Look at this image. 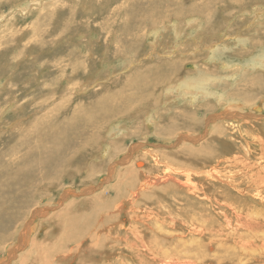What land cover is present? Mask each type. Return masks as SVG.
Instances as JSON below:
<instances>
[{
  "label": "bare ground",
  "instance_id": "bare-ground-1",
  "mask_svg": "<svg viewBox=\"0 0 264 264\" xmlns=\"http://www.w3.org/2000/svg\"><path fill=\"white\" fill-rule=\"evenodd\" d=\"M47 1L53 0L27 1L21 12L31 11ZM238 13H241L239 19L246 20L244 25L251 26L247 32L240 30L238 33V29L244 25L234 22L233 18L227 19L234 24L226 23L218 31V39L188 50L192 52L184 54L186 71L180 78L166 83L162 95L173 92L177 98L187 100L190 106L185 105L187 108L175 109L174 112V108H161L160 104L155 107L152 104L153 111L147 114L148 125H154L158 119L163 120L158 123L159 126L156 125V133L159 129L170 133L198 125L199 119L191 117V113L196 114L198 105L192 104L197 101L199 105L207 104L208 109L213 105L222 106L224 112L207 116V123H213L217 129L210 133L211 140L200 148L184 145L175 152L164 154L140 151V156L131 159L132 153L141 144L134 143L128 148V138L141 137L148 132L144 124L135 122L130 129L126 128L128 135L121 127L117 136V133H111L112 128L108 126L104 131L112 135L111 138L97 136L98 117L108 118L121 112L119 108L114 109L111 115L110 110L105 108V91L104 95L93 99L86 107L67 116L62 110L70 103L62 100L57 105L51 104L59 89L57 79L42 84L37 92L40 94L31 97L33 104L29 101L31 109L24 106L19 118L31 115V111H36L35 115L28 122H20L16 135L11 142L7 138L10 143L5 141L4 150L0 152V250L16 255L23 249L22 253H18L16 264H264V221H250L243 217L249 208L246 205L248 197L255 200L264 196V143L260 141L258 148H255L244 136L243 142H238V145L232 140L233 137L226 139L227 131L223 124V121L228 122L225 117L242 115L238 108H253V103L258 99L248 100V96L259 91L261 84L264 85V1L251 2V7H244ZM2 17L0 26L4 22ZM186 23L191 26L192 32L201 27L206 31V25L199 16H190ZM213 25L210 30L215 32L217 25ZM227 25L230 26L226 28ZM152 29L151 35L155 41L151 43L150 51L161 54L160 62L163 64H156L161 68L154 64L145 73L160 70L161 76L171 74L176 77L174 72L179 73V66L173 65L176 66L172 67L173 72L164 64L171 58L173 62L178 54L188 51L177 48L178 54L173 57L169 54L174 50L157 52L156 45L164 36L163 28L155 26ZM182 30L178 22L173 24L175 39L181 36ZM237 48L240 51L232 55L228 53L227 56L229 50ZM255 48L260 52L247 58L246 62L236 63L234 60H241L232 58L234 55L249 57ZM81 53L76 56L77 61H82ZM224 56L233 60L226 63ZM199 59L206 61L200 62ZM191 62L192 65L189 64ZM218 62L222 70L234 68L218 75L211 70L218 67L210 66ZM82 63L85 65V62ZM52 65L59 70L57 64ZM231 74L235 82L227 80ZM143 75L134 77L133 87L136 86V91L133 94L121 93L112 97L117 95L116 100H122L126 105L141 104L140 107L144 102L155 103L156 93H146L141 88V84L147 80ZM8 84L0 85V106L7 108L16 104L18 108V100L11 92L16 87L10 89ZM66 88L71 90L69 85ZM165 99V102L169 100ZM179 132L183 141L190 140V135ZM178 135L168 138L174 139ZM122 154H125L123 161H132L123 170L114 162ZM90 158V165H87ZM95 158L100 159L99 163L94 161ZM214 159H217V165L204 171L207 168L205 164ZM4 160L6 162H2ZM83 161H87L85 166L82 165ZM146 162L157 167V170L165 167L163 172V168L160 170L163 174H148L143 169ZM219 165L231 174L227 177L219 174ZM103 171L108 179L115 173L119 177V182H113L108 189L114 194L113 198L103 193L104 190L96 197L85 199V206L75 211L70 206L71 202L59 211L49 204L52 199L48 196H56L50 189L59 191L58 186L65 182V178L73 184L76 177L84 175V172L89 180L100 177ZM192 171L196 172L199 183L192 181ZM81 182L83 184V179ZM71 184L63 185V188L70 187L72 190ZM225 185H229L227 189L223 187ZM79 188L88 193L93 190V184H83ZM69 194L70 191H67L65 197ZM44 201L48 205L43 206ZM124 213L128 214L130 225L121 221ZM217 216L225 222L220 227H214Z\"/></svg>",
  "mask_w": 264,
  "mask_h": 264
},
{
  "label": "rangeland",
  "instance_id": "rangeland-1",
  "mask_svg": "<svg viewBox=\"0 0 264 264\" xmlns=\"http://www.w3.org/2000/svg\"><path fill=\"white\" fill-rule=\"evenodd\" d=\"M27 1L30 0H0V17L3 16L2 20L4 21L0 26V85L3 86L9 82L10 85L8 84V86L10 89L16 87L11 92L15 94V99L18 100L20 105L18 108L16 104L10 105L7 108L6 106L3 108L0 106V152L4 150L5 141L10 143L13 139L12 137L16 135V129L21 125L20 122H28L35 115L36 111H31L29 114L32 116H26L24 119L19 118V116L21 117L22 115L23 107L25 106L31 109V103L33 104L34 102L32 98L38 92L39 87L56 78L59 89L58 92L56 90L54 91L55 93L57 92V97L51 104L57 105L59 101H65L67 104L70 103L67 107L64 106L65 108L62 110L67 116L86 107L98 96L104 95V91L107 94L104 95L103 100L106 102H103V105L110 110L111 115L113 111L118 110V108L121 110V112L118 111L112 116H107L108 118L104 116L98 117V127L96 129L97 136L102 137L104 135L106 138H111L112 135L110 136L108 132L105 133L108 126L109 129L112 128L111 133H117V136H119L120 133L118 134V131L122 128H125V135H128L129 131L127 132V127L130 129L135 122L144 124L145 131L148 132V134L142 135L141 137L128 138L126 142L128 148L134 143L141 144L138 145L139 149L132 153V159L136 155L137 157L140 156V153L143 151H150L151 153L158 154L172 153L184 145L185 147L200 148L211 140L210 133L217 128H215L216 125H213V123L211 125L207 123L208 117L210 114L224 112L225 110L221 108L222 106L213 105L211 109H208L206 108V106H208L207 104L199 105L200 102L197 101L194 105L192 104V106L198 105L196 106L198 108L197 110L192 109V111L196 110V114L193 115L191 113V117L199 119L197 120V122H199L198 125L181 128L180 130L170 133H165L161 129L156 133V125L159 122H163V120L161 119L160 121L158 119L155 121L154 125H148V119L146 122L147 114L153 111L151 110L153 109L152 104H154L153 106L155 107L160 104L161 108H174V112L176 111L175 109L180 110V108L186 107L185 105L190 106L187 100L182 97L177 98L173 92H168L167 94L163 93L162 95V92H164L166 88V83L173 81L175 78H180L187 68L184 54H191L192 51L188 50L194 49L196 45L203 46L206 43L218 39V31L223 29L226 23H229L227 21L229 18H233L234 22L244 25L246 20L239 19L238 17L241 13L238 12L244 7H251V2L264 0H238L236 2H233V0H53L44 2L41 6H38V8L23 13L21 10L24 9L23 7L26 6ZM194 15L199 16L200 19L202 18L204 21L206 25L205 32L202 30V27L196 32H192L191 26L186 23L187 19ZM233 21L229 24L233 25ZM175 22H178V25L183 29L178 39H175L173 32V24ZM65 24H67V27H65ZM213 24L217 25V30L215 32L210 30L212 26H215ZM155 26L161 27V29L163 28L162 32L164 34L163 37H160L156 45L158 49L157 52L174 50L175 52L169 54V56L173 57L178 54L177 48L181 49L183 52L185 50L188 51L180 55L178 54L176 57L177 59H173V62L171 58L170 61L168 60L169 62L164 64V67L169 68L168 70L173 72L175 70L174 68L172 69V67L179 66V73L174 72L176 77L171 74H168L166 77L161 76L160 70L159 72L153 71V73L150 74L145 73V71H148L146 69H149L150 66L154 64H163L160 62L161 54H157L154 50L150 51V49H152L151 43L155 41L153 34L151 35L153 31L152 28ZM228 26L230 25H227L226 28ZM250 27L251 26L245 24L238 29V33L240 30L242 32H247V29ZM221 34L222 33H220V35ZM138 44L139 46L136 47ZM174 45L175 48H173ZM81 51V55L83 56H81V60L85 62V65L82 61L76 60V56H78ZM237 51H240L239 48L229 50L227 56L228 53L232 55ZM197 52H199V49H197ZM259 52L260 50L255 48L249 57L241 58L234 55L232 58L234 59L236 57L241 60H234L236 63L246 62L247 58H251ZM204 53L206 54V51H204ZM227 56L223 57V61L226 63L229 61L231 62L233 59ZM134 60L137 61H135V63H130ZM201 60L202 59H199L200 62ZM202 61H206V59ZM68 63L71 65H68ZM52 64H57L59 70L64 71V73H61ZM127 64L129 65L126 68L125 66ZM189 64L192 65V62ZM212 65L218 67L213 68L214 70L211 69L219 73L218 75L226 73L227 71L229 72L234 68L222 70V68L219 67L221 65L220 62L211 64L210 66ZM155 67L161 68L159 65ZM188 68L192 69V67ZM137 74H146L143 75V77L147 80L141 84V88L146 93H156L157 98L155 103L148 102L146 104V102H144L142 107H140L141 104L136 105L132 103L126 105L122 100H116L118 97L117 95L115 98L112 97L115 94L120 95L121 93L133 94L136 91V86L135 88L133 87V79L135 80L134 77ZM231 75H229L230 78H227V80H230L229 82H235V80L232 79L233 75ZM15 79H19L20 81L16 82ZM67 85L71 87V90H66ZM261 86L259 91H255L248 96V100L258 99V101L255 102L256 104L253 103V108L247 106L240 107L238 109L239 113H242L241 116L224 118L230 122L224 123L226 121H223V124H225L224 130L227 131L226 139L233 137V141L237 144L240 142L241 144L245 136L250 140L251 144L255 145V148H258L260 141L264 143V85L261 84ZM239 92L240 91H238V93ZM164 96L169 98L167 102H165L166 99ZM124 99L126 100V97H124ZM123 108L126 109L122 110ZM26 113L27 110H25V114ZM159 124L157 126H159ZM179 131H183L190 135V140L185 139V141H183L182 138H180L181 134L178 135ZM158 134L163 136H159ZM175 135L178 136L176 138L173 137L174 139L168 138L169 136ZM183 136L182 134V137ZM7 138L10 139V142H8ZM113 139L116 140L117 137L114 135ZM252 139L255 140V142ZM102 144L103 143H100V145ZM219 144H221V142H219ZM221 148L222 147H220V149ZM126 153L130 154V152ZM124 155L125 154H122V156L117 157L114 161L115 164L118 163V165L115 166H119L121 170L129 167L132 162H130L131 159L123 161ZM220 159L222 161L224 160L223 157ZM91 160L90 158L88 163L87 161H83L82 165L85 166L86 163L90 165ZM99 160L100 159L95 158L94 161L99 163ZM2 162L6 161L4 160ZM147 164L148 162H146V164L144 163L143 169L145 168L148 174H163L162 172L165 167H161V169L163 168L162 170H157V167H154V165L150 166V164ZM215 165H217V159H214L212 162H207L204 166H207V168H205L204 171L209 170ZM137 166L138 168L140 167L139 165ZM221 168V165H219L218 173H221V175L224 174L222 176L227 177L231 174ZM192 172H194L191 178L192 181H194V183H199L200 179L197 178L196 172ZM106 175L107 174L104 172L100 177L87 180L86 172H84V175L76 177L73 184L65 178V182L62 183L61 186H58L59 191L54 188L50 189V192L56 194V196L52 197V194L48 196L52 199L49 204L55 206V211H59L65 206H69L71 202L70 206H72L71 208L75 211L83 205L85 199L96 197L102 194L104 190L103 193L113 198L114 194L108 192V189L112 184L119 182V177H117L115 173V175H112L113 178L111 177L108 179ZM81 179H83V184H93V190L91 192L85 193L79 188L83 185ZM202 181L204 182L203 178ZM69 184L73 185L72 190H70V187L63 188V185L68 186ZM217 184L221 183L217 182ZM226 186L229 185L223 187L225 188ZM67 191H70V194L65 197ZM246 196L250 195L246 194ZM42 204L43 206L48 205L45 201L42 202ZM246 205L249 208L246 211L247 214L243 216L245 219L256 222L264 221V196L262 199L255 200L248 197ZM50 211H48V213ZM127 213H124L121 221H126L127 225H130ZM215 221L214 227H216V225L220 227L225 223L224 219L220 217L216 218ZM185 237H189V235H185ZM195 247L196 245L193 246V248ZM21 250L23 251V249ZM22 251L18 253H22ZM18 253L15 255L11 252L0 250V264L3 262L6 264H16L19 260Z\"/></svg>",
  "mask_w": 264,
  "mask_h": 264
}]
</instances>
